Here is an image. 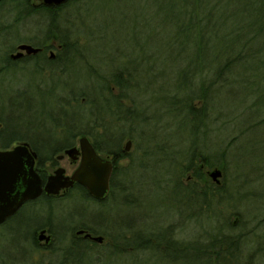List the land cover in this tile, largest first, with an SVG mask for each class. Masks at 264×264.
<instances>
[{
	"label": "rangeland",
	"instance_id": "1",
	"mask_svg": "<svg viewBox=\"0 0 264 264\" xmlns=\"http://www.w3.org/2000/svg\"><path fill=\"white\" fill-rule=\"evenodd\" d=\"M167 1L71 3L60 10L59 18L64 19L60 22L62 27L72 30L71 38L76 43L72 63L60 71L56 65L42 63V58L15 61L7 73L0 74L2 140L17 139L10 146L19 141L35 145L50 142L57 146L61 134L60 130L56 134L51 120L65 109L68 115L73 109L76 111L80 92L93 99L109 86L112 95H117L119 90L110 84L109 77L116 68H122L123 61L132 60L138 85L131 92L136 101L134 118L130 113L132 120L114 122L112 127L115 134L119 131L124 134L121 148L127 140L131 141L126 158L117 166L116 182L123 192L120 190L98 203L71 189L58 197L40 198L23 206L9 222L10 230L0 229V261L49 264L56 260L58 246L65 242L70 228L83 223L96 230L97 235L102 232L114 236L126 234L128 223L130 231L141 235L170 231L173 239L182 244L195 239L206 242L215 232L225 236L243 234L250 240L245 250L260 248L264 264V54L246 60L243 67L236 65L225 82L219 80L212 85L203 101L192 99L193 108L205 105V112L198 123L189 122L184 117L187 107L180 106L184 96L176 91L185 82L178 72L195 61L213 67L221 61L224 46L210 41L197 55L195 36L188 28L175 25L173 18L177 12L168 9ZM14 3L10 2V7L0 6V66L9 59V54L15 53V46L40 44L46 31L45 19L40 14L22 16ZM247 11L249 16L242 10L222 11L233 16L221 30L244 24L247 18L252 21L251 17L264 12ZM251 45L258 47L259 40ZM208 78H212L209 72L192 78L191 91L197 94L202 83L208 86L211 82ZM131 100L132 97L121 100L122 110L133 107ZM74 144L77 146V137ZM191 149L201 153L210 164L224 167L220 180L226 193L216 209L203 211L204 215L196 207L187 208L184 202L172 200L179 196L177 192L172 195L178 189L177 182L186 185V174L180 175V170L186 165ZM42 151L43 148L42 161L48 162ZM69 160L64 157L57 163L67 174L76 166L69 164ZM45 168L51 173L55 167L47 163ZM212 169L215 168L207 172ZM230 201L234 205L228 208ZM235 217L241 222L228 226ZM49 222L61 236L60 241L48 249L34 246L27 232L42 224L45 225L41 227L47 228ZM148 256L149 252H141L137 258L146 261ZM116 260L113 264H136L124 257ZM137 264L167 263L154 258Z\"/></svg>",
	"mask_w": 264,
	"mask_h": 264
},
{
	"label": "trees",
	"instance_id": "2",
	"mask_svg": "<svg viewBox=\"0 0 264 264\" xmlns=\"http://www.w3.org/2000/svg\"><path fill=\"white\" fill-rule=\"evenodd\" d=\"M79 1L81 0H67L64 4L56 7L44 6L40 3L36 7H33L29 4L28 0H10L12 3L15 2V6H13L18 10V14L22 13L21 15H25V17L33 14H40L45 19L46 31L43 40H55L59 44H62V48L57 51L54 60L42 58V63L50 66L56 65V68L60 69V71L64 69L63 67L65 65L72 63L73 56L71 53H73L72 49L75 47L76 43L71 38L73 34L72 30H69V27L66 28L61 26L60 22L64 19L60 20L59 12L67 5ZM166 6L168 9H173L177 12L176 16L173 18L175 25L188 28L190 33L195 36L194 38H196L197 44H195L196 47L194 48H196L197 55H199L201 49L206 48L207 42L217 41L224 46L221 49V61H217L213 66L214 68L195 61L187 63L178 72L179 75L185 78L183 87L179 86L176 90L177 93L182 92L185 98L180 102L181 107H187L184 117L188 119L189 122L198 123L204 117L205 105L200 106L198 109H194L190 103L191 100L197 98L203 101L207 98L209 89L212 85L219 80L225 82L227 75L229 76L234 73L236 65L243 67V63L246 60L264 54V12H262L263 14L251 17L253 18L252 21L247 18L244 24L241 23L235 28L232 27L221 30V26L226 24L227 20L232 19L233 16V14L227 12L223 14L222 11L227 9L235 11L242 10L249 16L247 9L256 11L259 9L264 10V0H169ZM244 26L245 28H243ZM256 40H259V45L258 47H253L251 44ZM37 57L38 56L30 57L29 61L36 60L38 59ZM131 62L132 60L123 61L122 68H116V71L112 72L109 77L110 84L113 83L119 90L117 95H112V89L109 86L105 87V93L102 91L101 93L98 92L96 94L97 96L93 99L88 98L89 95L85 92H80L78 94L79 99L77 100L79 104L76 111L73 109L72 114L68 115L65 109L58 118L51 120L54 129H56V134L58 130H60L61 134L60 143L57 144V146H54L53 143L50 142L36 145L32 144V142L30 144L27 142L33 149L32 151L37 155L38 169L41 168L43 160L40 155L42 148V152L46 154L45 159L50 160L52 152L55 153L65 146L74 145L75 137L84 135L91 142L93 148L101 154V157L110 158L114 162L112 175L111 178H109L111 188L107 199L117 194L120 190H124L120 188V184L116 182L118 160L125 159L127 156V153L123 151V147L121 148L120 146L121 138L124 134H122L121 131L115 134L112 127L114 122H124L128 121L127 119L132 120L134 118L133 111L136 101L131 95V92L135 90L138 85L135 84L134 80L137 72L136 69L131 67ZM82 63L81 61V64ZM15 64L16 62L5 59L4 64L0 66V74L4 72L7 73ZM208 72L212 74V78H208L211 82L208 83V86L202 83L201 87L197 89L199 92L194 94L196 91H191L192 78L203 77ZM203 73L204 75H202ZM81 96L84 99L83 101ZM130 97L133 98V100H131L133 107L122 110L121 100ZM72 100H74V98H72ZM62 101L63 100H61V103ZM62 106L65 107L67 104L63 103ZM130 113L133 118L130 117ZM114 115L117 116L113 119ZM0 121L3 125V121L1 119ZM262 121H264V118ZM3 134L4 126L0 128V149L9 147L11 142L16 139L12 138L10 141H3ZM55 143L56 141L54 144ZM210 168L219 169L223 175L224 167L222 165L215 166L210 164V161L202 156L201 153L196 154L194 149H191L189 156H187L186 165L180 170V175L183 173L186 174V185L181 186L182 184L180 185L179 182H177V184L175 183L178 189H174V193H179V196L176 198L173 197L174 199L172 200L175 203L179 201L184 202L187 208L196 207L200 215H204V212L207 213L213 208L216 209V206L227 189L222 180H220L219 185L212 184L207 172H204V170L207 171ZM38 169L36 172L44 179L46 173ZM71 189L79 190L91 201L102 203L106 200L103 199L100 201L91 198L87 191L78 184ZM221 192L222 195L219 194ZM177 193H172V195L176 196ZM227 205L228 208H231L234 202L230 201ZM209 217L210 216H208V218ZM12 219L13 217L7 219L0 225V229L4 227L10 230L8 225ZM236 221L237 223L239 221L241 222L239 218L235 217V220L228 226H234ZM43 225L45 224L41 226ZM46 225L49 226L47 230L51 233V241L48 245L42 247L48 249L49 247H53L56 241L59 242V237L61 236L57 235V231L50 222L48 224L46 223ZM125 227L126 234L117 233L114 236H107L101 232L100 236L103 237V241L99 244L85 238L83 235H76L75 233V230H83L90 235H97V231L93 228L83 223L76 227H72L69 230V235L67 239H65V242L61 244L60 247L58 246L59 252L56 260L49 264H113L119 257H124L129 263L136 264L151 262L154 258H158L161 262L167 264H263L259 256L260 251H262L260 248H256L252 251L245 250L250 240L243 234L225 236V234L220 235L215 232L209 235V239L206 242L195 239L189 243L182 244L173 239L170 231H158L148 235H141L135 231H130L128 223H125ZM35 229L36 227L30 230L29 233L27 232V234H29L28 236L31 243L37 247L34 237ZM141 252H143V254L146 252L150 253L146 261H143V257L137 258ZM13 263L15 262L11 260L10 264ZM0 264L5 263L0 261Z\"/></svg>",
	"mask_w": 264,
	"mask_h": 264
},
{
	"label": "water",
	"instance_id": "3",
	"mask_svg": "<svg viewBox=\"0 0 264 264\" xmlns=\"http://www.w3.org/2000/svg\"><path fill=\"white\" fill-rule=\"evenodd\" d=\"M67 0H42L45 6H60ZM39 51L29 44L17 45V52L11 53L9 58L16 60L23 55L35 54ZM131 141L127 140L123 151L129 150ZM64 154L75 161L79 157L77 167L70 175L65 174L62 167H57L46 177L45 182L35 170L36 154L31 151L28 143L19 142L10 149L0 150V225L14 215L27 201L46 195H58L61 190L72 188L74 184L82 186L89 196L96 200H103L109 189V178L112 174V161L99 156L86 136L78 138V146L64 150ZM63 156H58L60 159ZM214 184H220L221 171L217 168L207 172ZM76 235H83L91 241L100 243L103 237L90 235L83 230H77ZM51 236L42 229L36 235V241L48 245Z\"/></svg>",
	"mask_w": 264,
	"mask_h": 264
},
{
	"label": "flooded vegetation",
	"instance_id": "4",
	"mask_svg": "<svg viewBox=\"0 0 264 264\" xmlns=\"http://www.w3.org/2000/svg\"><path fill=\"white\" fill-rule=\"evenodd\" d=\"M28 2H29V4L31 5V6H33V7H36L38 4H43V2H42V0H36V2H33V0H28ZM44 5V4H43ZM0 6H9L10 7V0H0ZM45 6V5H44ZM29 45H31V46H33V47H35V48H38L39 49V51L37 52V53H35V54H30V55H23V56H21L20 58H18V59H16V60H12V62H17V61H22V60H24V61H29V58L30 57H35V56H38L37 58H45V59H47V60H54V58H55V56H56V53H57V51L58 50H61V48H62V44H59L57 41H54V40H43L40 44H34V45H32V44H29ZM15 52H17V47L15 46ZM10 55V54H9ZM8 58H9V56H8ZM10 59V58H9ZM11 60V59H10ZM78 138H79V136L77 137V146H78ZM91 143V142H90ZM13 146V145H12ZM12 146H9V147H7V148H4V149H0V150H5V149H10ZM72 146H75V144L74 145H72ZM72 146H65V147H63V149H59L58 151H56L55 153H53L52 152V155H51V157H50V160H48V162H45V161H42V163H41V168L40 169H38V160H37V155H36V159H35V170H42V172H45L46 173V176H45V178L44 179H42V183L43 182H45V180H46V177L49 175V174H51L52 172H53V170L54 169H56L57 167H60V166H58L57 165V163L59 162V161H61V160H63L64 159V157H67L65 154H64V150L65 149H67V148H69V147H72ZM76 146V147H77ZM93 147V146H92ZM29 148L31 149V151L33 150L30 146H29ZM94 150H95V148H94ZM95 152L99 155V156H101V154L99 153V152H97L96 150H95ZM58 156H63V157H61L60 159L58 158ZM68 158V157H67ZM109 160L110 161H112V165H113V168H114V162H113V160H111L110 158H109ZM124 159H119L118 160V163H120L121 161H123ZM78 162H79V157H78V159H76L75 161H71V160H69V164H76V166H75V168L77 167V165H78ZM47 163H49V165L50 166H54L55 168L52 170V172L51 173H49L48 172V170L45 168V165L47 164ZM74 168V169H75ZM73 169V170H74ZM73 170L69 173V174H67L66 173V171H65V174L66 175H70L72 172H73ZM113 171V170H112ZM205 172H207V171H205ZM112 175V174H111ZM110 178H111V176H110ZM76 184H74L73 186H72V188L75 186ZM110 188H111V185H110V179H109V189H108V192H107V194H106V196H105V198L104 199H107V196L109 195V190H110ZM71 189V188H70ZM70 189H67V190H61L60 192H59V194L58 195H55V196H53V195H46L45 193H42L39 197H37L36 199H34V201L33 200H31V201H27V202H25L23 205H21V207L14 213V216L15 215H17L20 211H21V209L23 208V206H26L27 204H34V202L36 201V200H38V199H40V198H52V197H58V196H60V195H63V194H65L68 190H70ZM120 190V189H119ZM11 217H13V216H11ZM10 217V218H11ZM42 229H44L45 230V233L46 234H51L48 230H47V228H45V227H37L36 229H35V231H34V237H35V242L37 243V246H45L43 243H40V242H37L36 241V235H37V233L40 231V230H42ZM51 236V235H50ZM89 239V238H88ZM50 241H51V239H50ZM50 243V242H49Z\"/></svg>",
	"mask_w": 264,
	"mask_h": 264
}]
</instances>
